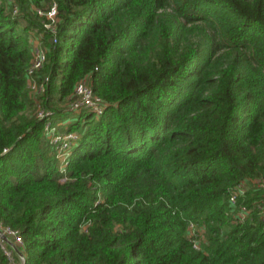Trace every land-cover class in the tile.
Returning <instances> with one entry per match:
<instances>
[{
  "label": "trees",
  "instance_id": "16d2710c",
  "mask_svg": "<svg viewBox=\"0 0 264 264\" xmlns=\"http://www.w3.org/2000/svg\"><path fill=\"white\" fill-rule=\"evenodd\" d=\"M0 224L24 264H264V0H0Z\"/></svg>",
  "mask_w": 264,
  "mask_h": 264
},
{
  "label": "built area",
  "instance_id": "2783aa9c",
  "mask_svg": "<svg viewBox=\"0 0 264 264\" xmlns=\"http://www.w3.org/2000/svg\"><path fill=\"white\" fill-rule=\"evenodd\" d=\"M37 12L39 15H45L47 22L44 23V27L54 32V25L57 20L56 4L53 2L46 12H42V10H38ZM14 13H16V10H14ZM53 41L56 42L55 37ZM46 51L37 42L32 44L31 58L27 69V82L28 88L33 95H40L46 89L48 76L41 80L36 79V74L43 68L47 60ZM67 109L72 112L87 110L94 114L95 117H98L104 112L105 102L101 96L93 91L86 78H82L75 83L73 92L67 102ZM35 114L39 119L45 120L44 133L48 142L54 147L55 156L60 162V169L64 170L71 147L78 139L77 133L74 131L60 132L58 130V124L51 123L52 111L42 105H37ZM236 196V194L231 195V203H235ZM242 210L245 213L246 210L244 207ZM190 227V234L192 235L194 228L192 225ZM22 241L17 230L0 224V250L6 258V262L3 264H24V255L18 249L22 245Z\"/></svg>",
  "mask_w": 264,
  "mask_h": 264
},
{
  "label": "rangeland",
  "instance_id": "374dc122",
  "mask_svg": "<svg viewBox=\"0 0 264 264\" xmlns=\"http://www.w3.org/2000/svg\"><path fill=\"white\" fill-rule=\"evenodd\" d=\"M191 226V223H189V227ZM201 234V232H199V234L198 235H200Z\"/></svg>",
  "mask_w": 264,
  "mask_h": 264
}]
</instances>
